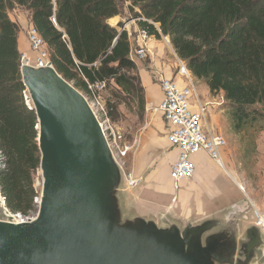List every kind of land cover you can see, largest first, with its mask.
Masks as SVG:
<instances>
[{
    "label": "water",
    "instance_id": "1",
    "mask_svg": "<svg viewBox=\"0 0 264 264\" xmlns=\"http://www.w3.org/2000/svg\"><path fill=\"white\" fill-rule=\"evenodd\" d=\"M20 72L42 184L37 212L24 221L0 191V264H264V228L232 185L201 213L146 204L129 192L83 95L51 61Z\"/></svg>",
    "mask_w": 264,
    "mask_h": 264
},
{
    "label": "trees",
    "instance_id": "2",
    "mask_svg": "<svg viewBox=\"0 0 264 264\" xmlns=\"http://www.w3.org/2000/svg\"><path fill=\"white\" fill-rule=\"evenodd\" d=\"M124 1L139 29L166 36L192 77L222 93L232 131L264 119V0ZM14 6L29 11L48 60L78 91L86 90L83 77L104 80V92L112 81L110 98L121 91L145 101L127 31L108 22L121 14L117 0H0V191L26 217L36 211L40 152L35 111L23 98L18 25L8 16ZM106 107L112 117L115 105Z\"/></svg>",
    "mask_w": 264,
    "mask_h": 264
},
{
    "label": "crops",
    "instance_id": "3",
    "mask_svg": "<svg viewBox=\"0 0 264 264\" xmlns=\"http://www.w3.org/2000/svg\"><path fill=\"white\" fill-rule=\"evenodd\" d=\"M25 11L28 16L25 15L24 10L16 7L12 11H8V16L18 25L17 46L19 52H26L29 57H32L34 53L30 51L27 41V31L32 26V22L29 11L27 9ZM113 18L116 22L121 21L123 24L122 29L131 34L129 37L131 55L133 48L139 42L137 37L139 28L136 21L124 23L121 14ZM146 48L147 55L145 57L131 56L137 66L138 76L143 88L147 121L140 131L141 133L134 140L128 141L131 148L128 151L127 160L133 174L140 177V183H143L142 190L140 189L138 192L133 193H137L139 199L146 204L161 208L168 205L164 204V199L172 197L173 189L169 167L177 156V149L166 138L168 126L162 113L155 111L153 107L157 106L163 97V91L160 86L162 78L172 79L178 84H183V78L176 73V54L171 49L172 47L166 36H162L160 39L149 36L146 41ZM170 49L173 50V53H171ZM207 101L212 102L209 99ZM215 123L216 127L210 128L209 132L211 133L213 130L214 134H221L222 128L218 127L216 121ZM192 161L196 172L200 171L199 176L195 175L193 180L182 181L177 194L183 199L184 196L188 197V195L190 197L196 196L194 201L199 199L200 196L201 206L189 205L188 209L183 212L184 214L190 212L191 208L201 213L205 203L222 192L220 187H215L216 190L212 191L214 186H217L215 181L216 174L221 172L216 169L212 160L203 151H200L192 155ZM203 161L210 163L211 166ZM189 190L193 191L187 192Z\"/></svg>",
    "mask_w": 264,
    "mask_h": 264
},
{
    "label": "built area",
    "instance_id": "4",
    "mask_svg": "<svg viewBox=\"0 0 264 264\" xmlns=\"http://www.w3.org/2000/svg\"><path fill=\"white\" fill-rule=\"evenodd\" d=\"M54 21V18H52ZM122 30V28H120ZM128 34V33H127ZM130 37L131 34L129 33ZM139 39L138 45L133 48L130 56L143 58L147 55L146 41L149 38L145 29L137 30ZM27 41L29 49L34 53L29 57L26 52L20 53V65L24 63L43 66L47 63V51L41 36L33 26L27 31ZM176 73L183 78V84H178L172 79L162 78L160 86L163 91L161 102L153 107L155 111H160L168 126L167 139L170 144L177 149V156L170 164L169 175L174 190L180 187L182 181L193 176L195 166L192 155L200 151H205L216 164L224 168L221 151L226 145V140L221 134H212L206 125L207 102H201L190 71L185 62L176 55ZM83 77V76H82ZM86 82V90L79 91L95 117L100 123L102 131L108 141L114 159L122 169L127 163V154L131 146L124 138L121 130L110 120L108 110L103 98L105 81ZM25 104L31 105L27 90L23 91ZM2 154L0 152V166L2 165ZM124 171V170H123ZM127 184L134 188L140 183L141 178L132 172H124ZM238 187L244 192V188ZM40 197H35L34 202L38 206ZM255 224L264 228V215L254 207ZM19 214V213H18ZM28 216L18 215L17 221H24Z\"/></svg>",
    "mask_w": 264,
    "mask_h": 264
},
{
    "label": "rangeland",
    "instance_id": "5",
    "mask_svg": "<svg viewBox=\"0 0 264 264\" xmlns=\"http://www.w3.org/2000/svg\"><path fill=\"white\" fill-rule=\"evenodd\" d=\"M117 1L121 9V16L124 19L123 22L128 23L129 21H136V18L133 16V14L129 13L127 9V2L124 0ZM16 7L18 6H14L13 8ZM13 8H11L9 11H12ZM19 8L24 10L25 15H27L24 7ZM108 22L112 26L117 25V22L114 18H111ZM171 49L170 51L173 53V50ZM193 81L201 102L208 103L206 117V125L208 130L210 131V128L213 129V126L214 128L216 127V121L218 127L222 128L221 134L226 140V145L221 151L224 168L219 167L216 162L210 158L205 151H203L212 160L216 169L221 171L216 174L215 181L217 186H214L212 191L216 190L215 187L228 189L229 185H232V188L239 192L243 201H249L262 215H264V119L258 120L253 125L242 130L241 132L235 133L231 130V126L226 115L224 107L225 100L223 99L222 93L219 92L212 94L209 92L207 86L204 83L195 78H193ZM111 86H114L112 81L109 82L106 91L103 93L106 106L110 104H113V106L115 105L113 115L112 117L109 116V118L121 130L126 141L130 142L141 133L140 131L147 121L145 103L142 106L131 95L121 91L116 93V97L110 98L108 93L110 92ZM207 98L212 102H208ZM211 133L214 134L215 132L212 130ZM203 162L210 165L208 162ZM130 168V164L127 160L126 166L123 170L126 173L132 172ZM199 172H196L195 170L190 180H193L195 175L199 176ZM33 179L34 187L38 191L37 197H40L42 177L39 169L34 174ZM189 181L188 183H190ZM142 185L143 183L137 184L136 187L130 188L128 190L131 193L138 192L140 189L142 190ZM237 185H240L244 188V195L239 191ZM178 189L172 190V197L169 195L171 198L168 197L169 199H164V204L178 206L180 208L181 215H184L183 212L188 209L189 205L193 204L197 207L201 206L200 196L199 199H196V201H194V197L196 196L190 197L188 195V197L184 196L183 199L181 196H178ZM192 191L193 190H189L187 192ZM37 207L38 206H36L35 212L30 213L28 216L29 218L35 216Z\"/></svg>",
    "mask_w": 264,
    "mask_h": 264
}]
</instances>
